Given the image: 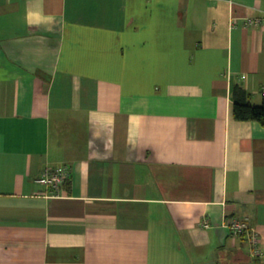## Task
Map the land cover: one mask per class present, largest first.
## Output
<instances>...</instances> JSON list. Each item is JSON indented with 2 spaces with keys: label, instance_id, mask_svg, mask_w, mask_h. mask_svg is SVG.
Listing matches in <instances>:
<instances>
[{
  "label": "crops",
  "instance_id": "1",
  "mask_svg": "<svg viewBox=\"0 0 264 264\" xmlns=\"http://www.w3.org/2000/svg\"><path fill=\"white\" fill-rule=\"evenodd\" d=\"M264 0H0V264H264ZM70 176L57 196L35 182ZM208 223V228L203 226Z\"/></svg>",
  "mask_w": 264,
  "mask_h": 264
},
{
  "label": "built area",
  "instance_id": "2",
  "mask_svg": "<svg viewBox=\"0 0 264 264\" xmlns=\"http://www.w3.org/2000/svg\"><path fill=\"white\" fill-rule=\"evenodd\" d=\"M251 26H262L264 28V20L251 19L248 22ZM70 169L68 166L58 167H46L41 176L35 180L39 185L44 186L45 194L49 196H57L65 182L69 179ZM203 226L208 228V223H204ZM226 228L229 230L231 236L235 238H244L248 246L250 257L254 259H263L264 250L260 248V242L258 234L255 230L251 229L240 221L238 218H230L226 223Z\"/></svg>",
  "mask_w": 264,
  "mask_h": 264
},
{
  "label": "trees",
  "instance_id": "3",
  "mask_svg": "<svg viewBox=\"0 0 264 264\" xmlns=\"http://www.w3.org/2000/svg\"><path fill=\"white\" fill-rule=\"evenodd\" d=\"M251 99V95L241 84L234 85L232 90L233 118L239 122H256L264 128V99L260 106H255ZM253 260L261 262L263 259Z\"/></svg>",
  "mask_w": 264,
  "mask_h": 264
},
{
  "label": "rangeland",
  "instance_id": "4",
  "mask_svg": "<svg viewBox=\"0 0 264 264\" xmlns=\"http://www.w3.org/2000/svg\"><path fill=\"white\" fill-rule=\"evenodd\" d=\"M258 234V233H257ZM258 237H259V235H258ZM259 242H260V245H261V240H260V238H259ZM261 250H264V248H261ZM252 258V257H251ZM252 259H254V258H252ZM264 259V258H263Z\"/></svg>",
  "mask_w": 264,
  "mask_h": 264
}]
</instances>
